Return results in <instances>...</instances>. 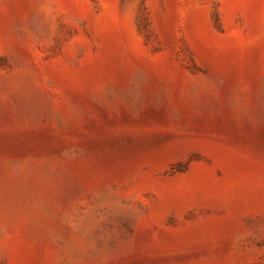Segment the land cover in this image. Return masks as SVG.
Wrapping results in <instances>:
<instances>
[{
  "label": "rangeland",
  "instance_id": "1",
  "mask_svg": "<svg viewBox=\"0 0 264 264\" xmlns=\"http://www.w3.org/2000/svg\"><path fill=\"white\" fill-rule=\"evenodd\" d=\"M0 264H264V0H0Z\"/></svg>",
  "mask_w": 264,
  "mask_h": 264
}]
</instances>
